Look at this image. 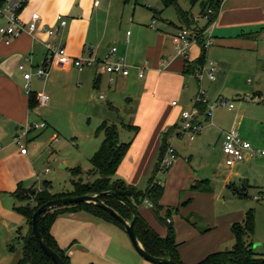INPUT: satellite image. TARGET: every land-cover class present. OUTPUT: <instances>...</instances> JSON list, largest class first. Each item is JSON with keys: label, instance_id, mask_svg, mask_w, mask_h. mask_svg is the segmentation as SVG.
Returning a JSON list of instances; mask_svg holds the SVG:
<instances>
[{"label": "crops", "instance_id": "0c3cea01", "mask_svg": "<svg viewBox=\"0 0 264 264\" xmlns=\"http://www.w3.org/2000/svg\"><path fill=\"white\" fill-rule=\"evenodd\" d=\"M144 5L147 6L146 3ZM125 8L126 5L119 4L118 0H27L19 10L22 19L27 20L31 12L36 11L47 24H54L58 14L66 18V23L53 34L41 30L31 33L22 31L9 42L0 40V264H16L23 245L21 237L27 231L23 215L14 208L22 203L15 196L16 190L19 187L39 189V181L51 183L44 178L50 171L45 164L47 159L43 157L47 145L57 141V151L62 144L70 147L73 155L69 162L71 166H61L71 171L79 166L72 163L78 160L83 150L89 146L90 153L95 152L100 145L103 138L100 133H103L97 132L98 126L104 121L115 123L119 138V126L128 130L131 145L114 177L146 189L157 161L162 133L174 124L180 126L181 111L193 104L186 85L187 76L193 73L183 71L184 60L186 57L190 60L197 58L201 53V43L198 40L192 42L186 55L177 53L172 33L181 25L175 24L172 28L166 22L157 24L154 12L144 14L135 6L125 17ZM199 22L203 25L205 20ZM127 28H131L128 36ZM263 28L264 0H223L214 24L205 31L209 34V43L205 45V64L212 44L232 48L247 46L251 44L247 40L256 37ZM47 41L54 45L63 44L65 54L54 59L48 65L47 73L39 77L34 73V66L43 61ZM111 44L117 46L114 58L121 57L130 65L127 74L109 72L100 62L80 69L72 62L73 56L84 51L103 59ZM18 62L31 70L30 90L35 94L39 91L47 94L45 103L28 106L27 92L23 88V69L17 66ZM210 63L216 68L213 60ZM137 65L144 66L142 75L138 74ZM210 78L214 79L215 73ZM97 96H100V101H97ZM174 99L176 103H173ZM198 108L197 119L204 120L209 127L220 129L218 140L223 144L226 128H221L222 124L215 116L214 121L210 120L212 113L208 114L206 106L198 105ZM228 110H235V104ZM234 112L235 118L229 121L232 125L241 120L237 111ZM63 119L84 121L83 132L68 138L55 123ZM38 121H43L45 126L31 127L25 135L20 134L26 125ZM127 124L137 126L138 130L134 132ZM177 131L176 128L169 143L175 147L178 158L164 173L168 174V179L181 177L179 183L176 182V193L179 190L183 198L164 199V191L160 203L164 205L163 211L167 206L175 207L167 221L175 227L180 259L184 264H195L207 254L234 242L231 225L242 221L246 212L231 210L226 202L244 195L232 188L233 183L244 181L251 187L252 184L244 176L239 182L233 181V178L245 175L243 172L247 171L245 166L250 158H264L254 154L228 165V168L221 163L200 174L197 170L193 171L190 164L196 155L194 149L185 154L189 162L181 158L180 147L174 142L184 136ZM14 135H19L25 145L24 153L13 141ZM185 141L192 146L195 138ZM202 141L203 138L199 139L195 146ZM48 152L47 155L51 153ZM220 152L224 156L222 149ZM60 162L65 163L66 160ZM185 163L190 169H185L181 176ZM159 173L157 171L153 175L154 180L161 183L165 190L167 178L161 181ZM203 179L209 181V189H191L193 184ZM216 180L220 185L218 191ZM137 208L153 229L162 236L166 235L167 227L156 216L150 201L144 200ZM50 233L60 247L66 248L70 264H80L71 259V244L81 243L79 246L84 253L90 247L98 246L100 254L97 256L102 255L104 260L111 257L107 254L111 247L118 248L120 245L124 248L132 244L123 227L85 210L58 213L51 223ZM132 259L138 260L137 257ZM95 261L86 257L84 264H95Z\"/></svg>", "mask_w": 264, "mask_h": 264}, {"label": "rangeland", "instance_id": "374dc122", "mask_svg": "<svg viewBox=\"0 0 264 264\" xmlns=\"http://www.w3.org/2000/svg\"><path fill=\"white\" fill-rule=\"evenodd\" d=\"M118 2L119 4L126 5L125 17L127 16V13L135 6L137 11L142 10L141 12L144 14L145 12L147 14H151V12L156 13L155 20L157 21V24L160 22H166L168 25L172 26V28H175V24H183L173 3L165 5L162 0H118ZM178 2L184 9L190 10L193 14V22L189 24V26L192 27L194 24L200 25L199 21H204L203 18H195V15L200 13L199 0L194 3H192L190 0H178ZM145 3L148 7L144 5ZM154 8H156V11L153 10ZM128 29L131 31V28H127L125 31ZM201 36L204 38L203 33H201ZM247 41L251 44L237 48L212 44L209 47L210 51L208 53V60L200 80L195 76V74L187 76V93L189 96L192 95V98H194V95L198 92V90L203 89L205 91L206 97L209 98V104L214 102V100L219 96H226L227 98L232 99L235 104V110L233 111H229L227 106L224 105H216L212 108H210L209 105L208 111L210 112V115L212 113V119H209L214 121L213 117L215 116V118L218 119L222 124L221 128L225 127V130H229L231 126L236 127L242 139L249 141L255 148L264 149V28L259 31L256 37H251ZM210 60H213L216 64L214 79L208 77L207 74V68L209 66ZM97 97V101H100V96ZM203 104L206 106L205 103ZM89 105L92 104L89 103ZM234 111H237L239 119L241 117V120L239 123L236 122L235 125H232L233 123L230 124L229 121L235 118ZM63 120L64 121L59 120L55 123L68 138H70L73 134L80 133L83 130L82 128H84V121L82 123V121L80 122L79 119L73 121H69L68 119ZM202 122L203 128L194 136L195 141L191 142L192 146H190V144L185 141L187 138L189 139L187 134H183L184 137L178 138V140L174 142L178 148L180 147L179 153L181 154V158L183 161L189 162L187 155L185 154L191 152L194 149L196 155H194L190 164L192 165V170H197V172L200 174H204L203 172L208 170L210 167L218 166L221 163L224 168L230 167L226 164L225 157L221 155L220 152L222 149V142L221 140H218V133L220 129L218 130V128L212 126L209 127V125H207L204 120ZM119 128L120 139L122 141H127L128 130L123 129L121 126H119ZM100 135L103 137L101 133ZM201 138H203L201 144L199 146H195V143ZM56 147L57 141H52L49 146H46L43 152V157L45 156L44 160L47 159L45 164L50 170L44 178L49 179L51 183L46 185L39 181V184L41 183L39 185L40 187L47 186L51 192H60L62 190L71 189L70 181L72 179L75 181H86L97 177L96 174H89L87 172L90 167L88 159L93 152L92 151L90 153L89 146L81 152V155L78 156V160L75 163H72L74 165H79L81 168L80 172L73 173L68 168L70 165V157L73 156L72 150L69 149L70 147H68L67 144H62L60 151H57ZM52 148H54L56 151L54 149L51 150ZM47 149H49L48 151H51V153L48 155L47 153L49 152ZM53 156H55L56 159L52 160ZM62 159H65L66 162H60ZM205 163H207L208 167L205 166ZM62 164H65L68 167H62ZM245 168H247L245 173L243 172V169L241 170V172H243L245 175L240 174L241 176H236L233 178V181L239 182V180L244 176L245 179L250 181L252 187L244 181H241L237 184L233 183V189L240 193H244L245 191L247 192V195L233 197L232 199L227 200L226 206L231 210H239V212H246L250 208L254 209L253 212L255 226L254 233L251 235L250 240L253 242L252 247L255 250L263 252L264 159L259 157L250 158ZM185 169L188 171L190 169L189 165L186 163L180 171L181 176H183ZM167 176L168 174L163 172L158 174V177L161 181H164L165 177L167 178L164 190V199H182L183 196L179 190L176 193V182L178 184L181 180V177L179 179V177L172 176L168 179ZM215 182V186L218 191L220 185L218 180ZM34 189L39 190L40 188ZM227 191L229 192V190ZM33 195L34 194L31 192V190H25L24 192H21L20 196L24 197L21 202L24 203V200L27 198L29 201H31ZM86 242L88 243V241ZM233 244L234 242L231 245H224L221 248L230 249L232 248ZM79 245H81V243L71 244L70 248L73 249V255L71 259L80 264H84L86 257H89L93 261L97 259L95 264H152V262L140 256L132 244H127V246L124 248H121L120 245L118 248L111 247L108 252L106 251L107 254L111 256L109 260H107L108 258L104 260L102 255H100V257L97 256L100 254V247L92 246L90 247V250L87 249L84 253ZM90 255L95 257V259H93V257ZM133 257H137L138 260H133Z\"/></svg>", "mask_w": 264, "mask_h": 264}, {"label": "trees", "instance_id": "16d2710c", "mask_svg": "<svg viewBox=\"0 0 264 264\" xmlns=\"http://www.w3.org/2000/svg\"><path fill=\"white\" fill-rule=\"evenodd\" d=\"M162 1L165 5L171 3L175 5L178 16L184 24L189 25L193 22L192 12L190 10L184 9L179 4L178 0ZM190 1L194 3L197 0ZM199 1L200 11H204L207 4L209 3L215 9L211 18L217 14L219 10V0ZM210 20L206 21L203 25L197 24V29L200 33L197 40L201 43V53L195 59L190 60L187 57L185 58L183 69L185 73L195 74L196 69L205 64L206 49L203 43L204 38H202L201 32ZM35 96V92L32 90L28 91L27 103L29 107H33L35 104H37ZM200 105L205 106L203 103H200L199 106ZM127 126L134 132L138 130V127L135 125ZM177 126L178 125L174 124L168 127L162 133V142L160 144L159 154L152 170V176L149 178L148 187L146 189H140L135 185L126 183L122 178L114 177L119 163L131 145V139L128 141L120 140L117 124L108 123L106 121L102 122L97 128V132L103 133V138L98 148L88 159L90 167L87 172L89 174H96V178L86 181H75L72 179L70 181L71 189L62 190L60 192H51L47 186H42L39 190H35L33 188L23 189L22 187H19L15 192V196L18 198V200L22 201L24 199L23 196H20V193L24 192L25 190H31L34 195L31 201H29L27 198L24 200V203L18 204L14 207L16 211L23 215L27 224V231L25 235L21 237L23 240V245L16 264H54L42 252L38 243L31 234V215L36 207H38L43 202L55 197L95 193H100V199L107 205L114 208L127 220L132 217L131 208L134 209V229L138 240L148 253L155 256L172 258L178 264H184L179 255V242L176 240L175 227L172 222L167 221V218L172 213V209L175 210V207L167 206L165 207V211H163L164 205L160 203V199L164 193V186L161 183L155 181L153 176L159 170L160 160L169 144L170 136L176 131V128L179 127ZM80 171L81 169L79 166L71 169L72 173ZM208 182L209 181L207 179L198 180L191 186V189H209ZM43 183L49 185V182L44 181ZM103 191H109V193H102ZM246 193L242 194L246 195ZM144 200L151 202L156 216L162 223L166 225L167 233L165 236L160 235L155 229H153L138 211V205ZM76 210H85L92 214L99 215L123 227V225L110 213L92 202H77L66 206L55 207L48 211L42 212L37 217V226L39 232L45 243L61 257L63 264H70L69 257L66 253V248H62L57 244L55 238L50 233V226L58 213ZM253 211V208L248 209L242 221H236L232 223L231 229L234 235V244L232 248L211 252L195 264H264V251L262 252L255 250L252 247L253 242L250 240L251 235L254 233L255 226Z\"/></svg>", "mask_w": 264, "mask_h": 264}, {"label": "built area", "instance_id": "2783aa9c", "mask_svg": "<svg viewBox=\"0 0 264 264\" xmlns=\"http://www.w3.org/2000/svg\"><path fill=\"white\" fill-rule=\"evenodd\" d=\"M27 0H0V40L3 42H9L12 37L19 35L22 31H27L29 33L36 30H41L47 34H53L59 30V28L66 23V18L61 14L57 15V20L54 24H47L46 22L40 19L39 14L36 11L31 12L29 18L24 20L19 15L20 8L26 3ZM223 0H219V8ZM215 11L214 7L211 4H207L204 11H200L198 15H195V18H203L206 21L210 20L206 27L202 30L201 33L204 34V45L209 43V34L207 31L215 22L216 15L212 18V14ZM130 30L126 31L128 36ZM200 33L197 29V25L189 26L182 24L179 26L176 31L172 33V40L174 47L177 53L186 55L190 44L194 41H197ZM207 37V38H206ZM46 45V54L43 61L34 66V73L39 77H43L47 73L48 65L59 56L65 54V49L63 44L54 45L50 42H45ZM117 46L115 44L110 45V50L103 59H99L96 56H93L90 52L84 51L81 54L75 55L72 57L73 64L78 68L84 66L95 65L100 62L103 67L114 73L127 74L130 70V65L123 58H114ZM166 60V58H164ZM17 66L23 69L22 76L24 78L23 88L25 92L28 93L30 90L29 78L31 75V70L24 68L22 62H18ZM206 64L200 66L196 69L195 75L200 80L203 70L205 69ZM138 74H143V65H137ZM214 68L215 66L211 63L207 68V74L210 77H214ZM102 95V94H101ZM36 100L38 104H43L47 100V94L43 91H39L36 94ZM173 103H176V99L173 100ZM200 103H205L207 106L210 105V108L216 105H224L228 108L234 106L232 99L227 98L226 96L217 97L214 102L209 104V98L206 97L205 91L199 89L198 92L194 95L193 105L191 107L183 108L181 111V124L177 128L178 134H187L189 139H194V136L199 133L203 128V123L197 119L199 115L198 105ZM208 114L210 112L208 111ZM45 123L40 121L38 123H32L26 125L21 129L20 134L25 135L28 131V128L31 127H43ZM224 139L222 144V152L225 157V162L227 165H234L235 163L243 160L244 158L257 154L264 158V149H258L252 146V144L240 137L236 127H231L229 130H224ZM13 141L19 145V151L24 153L26 150L25 145L20 141L19 135L13 136ZM177 158L175 148L169 143L166 147L164 155L160 160L159 172H166L169 167L174 163ZM3 264H10L9 262Z\"/></svg>", "mask_w": 264, "mask_h": 264}, {"label": "water", "instance_id": "95a60500", "mask_svg": "<svg viewBox=\"0 0 264 264\" xmlns=\"http://www.w3.org/2000/svg\"><path fill=\"white\" fill-rule=\"evenodd\" d=\"M102 193H109V191H103ZM115 195V194H114ZM100 193L95 194H81V195H74V196H60L51 198L38 207H36L31 215V234L38 243L42 252L54 263V264H63L61 257L51 249L43 240L38 226H37V217L44 211H48L55 207H61L70 205L77 202H92L100 206L101 208L105 209L108 213H110L115 219H117L124 227L133 247L137 250V252L142 256L144 259L155 263V264H178L172 258H165L161 256H155L148 253L141 242L138 240L134 229V209L131 208L132 217L127 220L122 215H120L114 208L107 205L100 199Z\"/></svg>", "mask_w": 264, "mask_h": 264}]
</instances>
